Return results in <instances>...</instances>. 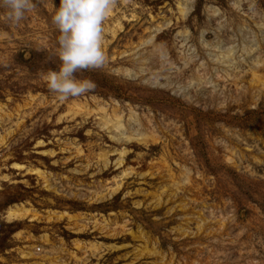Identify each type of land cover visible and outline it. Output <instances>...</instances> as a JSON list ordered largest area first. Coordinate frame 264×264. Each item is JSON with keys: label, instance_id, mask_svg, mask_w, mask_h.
Segmentation results:
<instances>
[{"label": "rangeland", "instance_id": "rangeland-1", "mask_svg": "<svg viewBox=\"0 0 264 264\" xmlns=\"http://www.w3.org/2000/svg\"><path fill=\"white\" fill-rule=\"evenodd\" d=\"M33 3L0 8V264H264V0H117L63 101Z\"/></svg>", "mask_w": 264, "mask_h": 264}, {"label": "clouds", "instance_id": "clouds-1", "mask_svg": "<svg viewBox=\"0 0 264 264\" xmlns=\"http://www.w3.org/2000/svg\"><path fill=\"white\" fill-rule=\"evenodd\" d=\"M116 4L117 0H60L53 22L61 33L58 55L62 63L58 71L49 70L44 77L59 100L78 97L95 87L89 79H78L76 73L106 62L103 23ZM0 8L18 25L35 4L33 0H0Z\"/></svg>", "mask_w": 264, "mask_h": 264}, {"label": "bare ground", "instance_id": "bare-ground-1", "mask_svg": "<svg viewBox=\"0 0 264 264\" xmlns=\"http://www.w3.org/2000/svg\"><path fill=\"white\" fill-rule=\"evenodd\" d=\"M183 1V4H182V9H183V15H184V17H187L189 14H190V12H191V10H192V0H182ZM214 11V13H215V15L217 16V12H218V10H213ZM162 28H159L158 27V31L157 32H159V30H161ZM151 39V38H150ZM153 39V38H152ZM147 42V41H146ZM138 116H137V114L136 113H134V112H132V114L130 115V119H129V122H131L133 119H134V122L135 123H138L139 122V119L137 118ZM124 117H123V115L122 116H118L117 115V118H116V120L115 119H111V118H108L107 120H106V124H112V127H114V128H116V129H120V128H122L124 125H123V122H124V119H123ZM128 123V122H127ZM132 124H133V121H132ZM109 125H107L106 127H108ZM136 126V125H135ZM137 127V126H136ZM125 128V127H124ZM129 129L131 130V132L129 133V132H125L124 130L123 131H121V136L120 137H122L123 138V141H124V139L125 140H130V139H135V138H132V137H139V138H144V137H146L147 135L145 134V133H143L140 129H135V127H134V125H133V127L130 125V127H129ZM128 129V130H129ZM129 134V135H128ZM120 137H119V139H120ZM121 138V139H122ZM146 139V138H145Z\"/></svg>", "mask_w": 264, "mask_h": 264}]
</instances>
